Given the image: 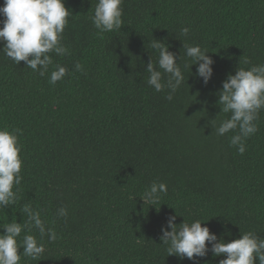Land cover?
Returning a JSON list of instances; mask_svg holds the SVG:
<instances>
[{"label": "trees", "instance_id": "obj_1", "mask_svg": "<svg viewBox=\"0 0 264 264\" xmlns=\"http://www.w3.org/2000/svg\"><path fill=\"white\" fill-rule=\"evenodd\" d=\"M64 3L72 12L62 39L69 53H52L45 76L8 58L0 41V128L19 131L23 160L18 199L0 209V225L26 221L22 208L30 203L57 233L55 241L43 237L38 261L22 256L20 264L226 258L214 256L210 244L194 260L168 255L161 236L171 215L178 225L202 220L217 242L248 231L264 238V110L242 155L230 146L235 131L216 133L230 116L217 103L223 82L239 67L264 64V0H123L124 25L103 34L91 19L98 0ZM4 19L0 14V27ZM183 27H190L187 36ZM154 39L176 54L184 74L172 100L170 90L156 92L147 83L150 58L158 68ZM183 43L212 57L206 84L197 64L184 68L191 60ZM56 65L69 74L52 85ZM153 182L165 183L167 193L156 205L144 204L141 196ZM60 207H67L66 218L57 216ZM25 234L41 239L32 228L18 241Z\"/></svg>", "mask_w": 264, "mask_h": 264}, {"label": "clouds", "instance_id": "obj_2", "mask_svg": "<svg viewBox=\"0 0 264 264\" xmlns=\"http://www.w3.org/2000/svg\"><path fill=\"white\" fill-rule=\"evenodd\" d=\"M122 4L123 0H98L91 19L101 34L119 31L124 25ZM0 14L5 17L3 26L0 27V41L5 42L3 52L16 64L25 61L27 67L38 71L40 76H45L49 66L53 64L52 53L58 56L69 53L62 39L72 12L65 6L64 0H4V4L0 6ZM189 32L190 27L181 29L183 36H187ZM150 46L158 50V68L150 58L146 67V72L149 73L147 83L156 92L170 90L166 98L172 100V94L185 79L180 63L166 43L154 39ZM183 48L184 56L191 60L190 64H184V68L197 64L196 75L206 84L213 73L212 57L199 45L183 43ZM180 59L181 56L179 61ZM244 63L247 65L249 61L245 60ZM75 70L83 72L84 68L76 63ZM68 74L66 67L56 65L51 71L49 83L55 85ZM217 103L222 113L230 114L216 128L217 135L223 136L235 131L236 134L230 138V146L237 147L238 152L244 154L245 141L258 131L259 114L264 110V64L239 67L234 75L229 74L223 82ZM18 137V130L0 128V209L15 204L18 199L23 166L22 145ZM167 190L165 183L153 182L141 198L144 204L156 205ZM22 214L27 216L23 223L13 221L0 225L5 230L0 234V264H20L22 256L38 261L45 252L43 237L47 235L51 241L57 239L55 230L46 227L41 212L34 210L30 203L23 206ZM56 214L66 218L67 207H60ZM175 220V215L169 216L167 226L162 227L161 240L162 244L167 245L168 255L194 260L205 256L210 244L214 256H226L219 264H255L257 258L259 264H264V238L252 231L244 232L240 238L230 242L222 239L217 242L216 234L206 225L202 226V220L191 223L184 220L179 225ZM32 228L38 229L40 240L35 235L25 234L18 241L22 231L31 232ZM20 248L23 249L22 252H18Z\"/></svg>", "mask_w": 264, "mask_h": 264}]
</instances>
